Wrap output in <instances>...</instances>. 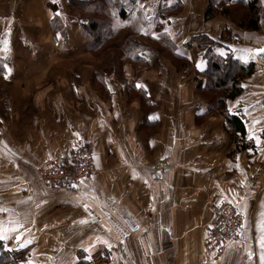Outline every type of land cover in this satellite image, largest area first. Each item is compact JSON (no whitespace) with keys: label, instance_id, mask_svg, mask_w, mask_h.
<instances>
[{"label":"crops","instance_id":"0c3cea01","mask_svg":"<svg viewBox=\"0 0 264 264\" xmlns=\"http://www.w3.org/2000/svg\"><path fill=\"white\" fill-rule=\"evenodd\" d=\"M234 1L240 0L204 4L203 17L214 3L223 13ZM68 2L0 0V232L7 237L0 251H25L27 264H264V60L251 54L254 75L244 81L243 96L229 102L247 119L246 137L234 142L223 116L201 115L206 62L195 46L184 51L193 35L218 37L232 18L214 14L198 31L182 32L173 16L168 43L190 64L178 68L174 56L161 59L159 51L160 66L126 73L146 86L148 120L156 124L150 127L126 89L92 86L87 45L73 49L71 36L83 31ZM133 2L146 17L164 7V0ZM257 17V31L232 29L228 46L243 63L245 50L264 48V0ZM53 22L66 26L67 39ZM150 56L144 63H155ZM81 140L94 144L101 174L75 189H47L39 181L42 166L66 162ZM225 201L245 216L243 243L215 258L203 241Z\"/></svg>","mask_w":264,"mask_h":264},{"label":"trees","instance_id":"16d2710c","mask_svg":"<svg viewBox=\"0 0 264 264\" xmlns=\"http://www.w3.org/2000/svg\"><path fill=\"white\" fill-rule=\"evenodd\" d=\"M112 1L113 0H101L99 1V3H101L102 6L98 5V7H95L96 4L92 5V8H94V12L97 11L98 13H100L101 11V14H104V12L108 10V16H106L107 18L105 20L98 17L84 20L78 16V20L82 26L83 36L89 41V44L86 45L88 49L87 51L90 54L94 55V53H96L95 51H98L105 43L118 37V34H114L115 32L113 30L115 28L110 22V17L112 13L111 9H113V7L110 8V6L108 5H110ZM133 1L135 0H131V2ZM124 3L125 0H115V9L116 11H120L123 13L120 14L121 16H123L124 14L127 15V8ZM238 3H241L245 6L246 14L242 16V21H239V23L236 22L237 26L246 31H257L259 28V18L257 17V14L260 8V0H240ZM90 5L91 3L89 0H69L67 8L69 10L78 11L81 14V12L85 11L86 8ZM123 6H125V8ZM209 7V11L205 12V19L207 20H209L213 16L212 5ZM223 13L226 14L228 12L225 10L223 11ZM159 16L160 14L152 20H156V23L162 26L163 24L158 21ZM52 25V29L55 31L56 34L57 31H59L62 37L67 39L66 26H61L59 24H56L55 22H53ZM159 25H157L155 28L157 29V31H159ZM226 30L227 29L222 30L220 32L221 34H219L218 37H213L208 33L194 35L190 38L189 42L184 45V51H188L189 49H191L192 46H195L202 53L203 60L204 62H206V67L201 75L205 77V84L203 86H200L199 90L201 96H203V98L206 100L207 108L205 109L204 114L201 115L206 117L211 113L217 112L219 115L223 116L226 121L227 132H229L231 139L234 142H237L238 140L242 141L247 135V119L246 117H244L240 110L232 111L230 109L229 102L235 101L236 99H239L241 96H243L245 91V89H243L244 81L250 76L254 75L256 64L252 61L248 62L247 64L243 63L242 60H240L236 56V54H233L234 51H232V48L228 46V43L231 41V36L229 33H224V31ZM161 31V33H154V31L151 30V33L153 35L151 37L153 43L158 45L161 44L164 49L168 50L171 53L175 51V53H177L178 48L176 49L175 47V49H173L174 45L168 43L169 36L166 35L163 30ZM149 33L150 32L144 34L146 35L144 37L148 38ZM162 40H165L166 43H162ZM132 45L134 51L132 52V54H130V59L133 63H139L141 61L140 54L146 51L145 49L147 48L145 47H147V45L142 46L143 44H140L137 40L132 43ZM143 47L144 50L141 49ZM218 49L224 51L226 55L220 56L217 52ZM180 58L181 60H186V58ZM186 62H188V60H186ZM188 63L186 64L188 65ZM2 64L3 63L0 59L1 77L4 75V69ZM183 65L185 64H182V66ZM94 66H97L96 61ZM91 79L95 81L93 72ZM134 83L135 82H131L130 85H127L126 90L129 95H131L133 98L139 99L142 110L144 112V124L149 125L150 127L151 125H153L152 127H156L154 126L156 125L155 123H152L148 120L149 114H146V112L144 111V103L152 106L148 94L144 90V88H138L136 87V85H134ZM0 264H27L26 253L25 251H20L18 249H3L0 251Z\"/></svg>","mask_w":264,"mask_h":264},{"label":"rangeland","instance_id":"374dc122","mask_svg":"<svg viewBox=\"0 0 264 264\" xmlns=\"http://www.w3.org/2000/svg\"><path fill=\"white\" fill-rule=\"evenodd\" d=\"M91 5L89 7L86 8L85 11L81 12V14L78 11H74V14L77 15V20L79 17H81L84 20L90 19V18H101L103 20H105L108 16L107 15V11L104 12V14L98 13L97 11L94 12V8H92L93 4H96L95 7L102 6L101 3H99V1L101 0H89ZM214 0H203L202 2H200V0H193V3L191 2V0H164V4L161 8V10L158 12L160 14L159 16V22H161V24H163L162 26L157 24L156 20H152L153 18L157 17L156 16H143L144 13L142 11V14L139 13V8L142 9L141 5H134V2H129V3H124L126 4V8L127 10H130V14L127 15H123L121 16L120 14H123L122 12H118L115 9V0L112 1V3L108 6H110V8L113 7V9H111V17H110V22L113 24V27L115 28L113 31L115 32L114 34H118V37H116L115 39L105 43L98 51H95L96 53L91 54V56H88V59L90 61V76H92V72H93V76H94V84L92 85L93 87H95V89L99 90H103V92L105 91H115L118 89H127V85H130L131 82L129 80V78L133 77L135 75L132 74L131 76H128L126 73L129 72V67H132L135 72L138 71H142L145 67H149V66H156V65H161V63L157 64L156 62H158V56H156V54L159 52L160 56H163L161 59H166V57L172 55V56H176L178 53L175 52H169L168 50L164 49L161 44H154L152 41V33L151 30L154 31V33L159 32L161 33L163 30V32L168 35V33L165 32L164 29H166V26L171 25L172 23V19L173 16H176V19L179 20V23L181 25H185V29H178L180 31H189L190 29L193 31H198L200 29V27L203 25L204 21H207V19H205V13H204V17H203V12L201 10V7H203L204 4H207L208 2L211 3ZM219 1V0H217ZM126 2V1H125ZM215 7H212L214 9H212L213 15H218V16H222L225 15L228 18H232L231 21L234 23L233 26L230 25H226L225 29H227L226 31H224V33H229L231 36V40L233 41V32L232 29H234L235 27L238 29H241L237 26V23H239V21H242V16H244V14H246V9L245 6L241 3H238L237 1H234L231 5L230 8H228L226 11L228 13H222L221 12V5L218 4V7L216 5V3H214ZM125 8V6H123ZM121 7V8H123ZM133 9L134 12H133ZM98 10V9H97ZM133 12V13H131ZM191 12L193 15H191V18H187L186 16H188L187 14ZM138 13V15H137ZM194 13H196V18L194 16ZM71 15H74L73 13H70ZM143 16V19H141V16ZM79 16V17H78ZM75 17V16H74ZM157 19V18H156ZM81 20V19H80ZM82 21V20H81ZM193 22V25L195 27H197L196 29H194L193 27H191V23ZM79 22V20H78ZM86 22V21H83ZM190 22V23H189ZM237 22V23H236ZM159 25V31H157L156 26ZM152 26V27H151ZM231 27V28H230ZM236 29V30H238ZM148 32H150L147 37H144ZM193 34V33H191ZM199 35V34H198ZM169 36V35H168ZM194 36V35H193ZM150 37V39H149ZM72 38V44H73V49H76L75 51L80 49V45H86L89 44L88 39L85 38L84 36H80L78 35L77 37L73 34L71 36ZM139 41L140 44H143L142 46L147 45V49H145L146 51L142 52L141 55V61L139 63H133L132 60L130 59V54H132L133 50V45L132 43H134L135 41ZM162 43H166V41L162 40ZM144 50V47L141 48ZM163 49V50H162ZM175 49V47L173 48ZM177 49V48H176ZM179 49V48H178ZM155 51V52H154ZM166 51V52H164ZM174 51V50H173ZM74 52V50H73ZM157 52V53H156ZM75 53V52H74ZM143 53H146L145 56L151 54L152 56L151 59L154 58V62L155 63H144V58L145 57L143 55ZM233 54H237V51H234ZM155 56V57H154ZM160 58V57H159ZM169 58V57H168ZM176 58V57H175ZM156 59V60H155ZM177 62L173 63V61H170L173 63V65L175 64L178 68H182L184 66H186L188 62H186V60H181L179 58H176ZM95 61H96V67L95 65ZM171 63V64H172ZM164 64V61L163 63ZM182 64H185L182 66ZM190 63H188L189 65ZM92 66V67H91ZM95 67V68H94ZM126 69V71H125ZM82 72L85 71L86 69H80ZM89 71V69H88ZM100 79H99V78ZM137 81H135L134 85H137ZM152 106L144 103V111L146 112V114H150ZM153 126V125H151ZM81 143H87L90 147V150L92 151V154H87L86 157H84L82 159V161L86 164H89L88 162V158L90 159V161L92 162V165H94L97 168L96 174L92 177H90L88 180H94L96 178V176H99L101 174V169L99 168V165H97L96 162V149L95 146L92 142L87 141V140H81L79 141L75 148L72 149V153L70 155V158L65 162L62 160H53V161H49L48 163H46L44 166H42L41 171H40V176H39V181L44 185L43 181H41V173L42 171L51 169L52 167H50L51 165H53V163L55 162H69L72 158L73 153L75 152L74 150L81 145ZM85 180V181H88ZM80 185V184H79ZM45 186V185H44ZM46 187V186H45ZM47 188V187H46ZM49 189V188H47ZM50 190H54V189H50ZM56 190H60V189H56ZM61 190H68V189H61ZM225 203L231 204V205H235L236 207H238V209L241 212V217L243 218V223L245 221V216L243 215L240 207L235 204V203H231V202H222L221 204L217 205L214 209V213L215 210L218 206L223 205ZM214 215H213V221H214ZM212 221V224H213ZM242 223V226H243ZM211 224V226H212ZM242 229V227H241ZM209 231V230H208ZM207 231V232H208ZM241 231V230H240ZM209 233V232H208ZM207 233V234H208ZM207 236V235H206ZM240 240L242 239V243H243V238H242V231L240 232ZM235 245V243H229L227 245L226 250L232 246ZM242 245V244H241ZM203 246H204V241H203ZM205 248V246H204ZM206 251V250H205ZM207 252V251H206ZM208 253V252H207ZM210 254V253H209ZM211 255V254H210ZM213 257H215L212 254ZM223 256V254L221 255ZM216 258V257H215Z\"/></svg>","mask_w":264,"mask_h":264},{"label":"built area","instance_id":"2783aa9c","mask_svg":"<svg viewBox=\"0 0 264 264\" xmlns=\"http://www.w3.org/2000/svg\"><path fill=\"white\" fill-rule=\"evenodd\" d=\"M87 143H81L74 151L69 162H55L51 169L42 171L41 181L49 189H73V183L80 184V181L88 180L96 174L97 168L82 161L87 154H92ZM241 212L235 205L225 203L216 208L214 221L209 228V233L204 239L205 250L220 258L226 252L229 243L242 246L240 240V230L243 223Z\"/></svg>","mask_w":264,"mask_h":264},{"label":"snow or ice","instance_id":"6c2138e0","mask_svg":"<svg viewBox=\"0 0 264 264\" xmlns=\"http://www.w3.org/2000/svg\"><path fill=\"white\" fill-rule=\"evenodd\" d=\"M57 15H59V13H57ZM165 32L168 33L169 35H171V33L168 32V29H165ZM57 38L59 39V34H58ZM156 38H158V37H156ZM217 52H218V54H219L220 56H224V55H226V53H225L224 51L220 50V49H218ZM253 52H254L255 54H264V48H256V49H252V50H245V51H244V54H243L242 57H241V59H243L245 63L248 62V59H249V57L251 56V54H252ZM252 58H254V57H252ZM201 63H203V62H201ZM200 66H201V64L198 63V64H197V67H200ZM136 87H138V88H143V87H146V86L137 83ZM245 112H247V109H245ZM252 123H253V124H259L260 121H259V120H254V121H252ZM76 135L79 136L78 133H77ZM250 138L255 139V141H256L257 144H259V143L261 142V137H260V136L253 135V136H251ZM73 147L75 148V145H73ZM50 158H51V157H50ZM83 183H84V181H83V179H82V180L80 181V184H83ZM71 187L75 189V188H78L79 185L76 184V183H73V184L71 185ZM29 199H31V197H29ZM41 203H44V201H41ZM39 206H40V205L37 204V207H39ZM87 207H88V205L85 204V208H87ZM4 211H7V210L5 209ZM19 227L22 228L23 225L20 224ZM11 231H13V232H17V231H18V228L13 227V228L11 229ZM14 238L17 239L18 241L21 240L20 235H16ZM0 239H7V237L4 236L2 232H0ZM105 243H107V242H105ZM260 243H261V248L264 249V237L261 238ZM260 259H261L262 262H264V253L261 254Z\"/></svg>","mask_w":264,"mask_h":264},{"label":"water","instance_id":"95a60500","mask_svg":"<svg viewBox=\"0 0 264 264\" xmlns=\"http://www.w3.org/2000/svg\"><path fill=\"white\" fill-rule=\"evenodd\" d=\"M255 54V53H254ZM258 58H260L261 60H264V54H255Z\"/></svg>","mask_w":264,"mask_h":264}]
</instances>
